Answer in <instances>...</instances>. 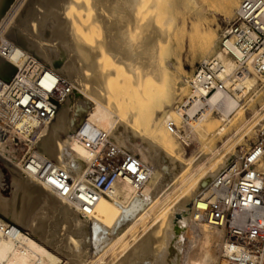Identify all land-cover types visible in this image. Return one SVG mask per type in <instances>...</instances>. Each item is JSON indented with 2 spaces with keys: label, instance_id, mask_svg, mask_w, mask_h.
<instances>
[{
  "label": "bare ground",
  "instance_id": "6f19581e",
  "mask_svg": "<svg viewBox=\"0 0 264 264\" xmlns=\"http://www.w3.org/2000/svg\"><path fill=\"white\" fill-rule=\"evenodd\" d=\"M210 1L237 17L243 0ZM196 2L0 0V42L13 45L0 49V78L44 66L70 87L40 128L15 115L0 122V264H264V201L220 223L198 211L223 177L243 172L255 145L237 147L264 131V70L240 74L235 37L232 55L200 20L176 25ZM176 32L210 71L174 79L165 55ZM258 57L264 66V49ZM190 136L199 151L188 155ZM256 145L253 168L264 176V140ZM126 156L144 184L116 177L99 189L96 167L110 174ZM254 233L250 254L240 237Z\"/></svg>",
  "mask_w": 264,
  "mask_h": 264
},
{
  "label": "built area",
  "instance_id": "2783aa9c",
  "mask_svg": "<svg viewBox=\"0 0 264 264\" xmlns=\"http://www.w3.org/2000/svg\"><path fill=\"white\" fill-rule=\"evenodd\" d=\"M220 35L221 49L228 50L227 52L232 55L234 52L230 48L231 40L233 37L236 38L234 48H239L243 52L239 59L240 74L249 73L251 69L264 70V66L260 65L263 60L258 57L260 50L264 49V0H243L235 24L225 27ZM0 49L3 54H10L13 51L12 42L3 36ZM204 69L210 71L208 65L202 64L196 75H199ZM44 70L45 67L41 66L34 75H31L32 70H19L9 81L0 78V90L3 92V98H0V122H3L4 115L6 117L15 115V121L24 119L33 124L35 129H38L54 118L62 101L70 92V87L63 79L46 77V72L43 73ZM25 97L28 99L24 103L23 98ZM9 108L15 110L16 113H9ZM256 148L257 145L254 146L252 153H249L243 160L242 173L235 179L229 176L221 179L214 190L216 198L214 202H211L209 197L202 199L207 206L198 209L201 217L210 218V220L220 223L226 215L240 205L246 206L255 200L252 205L259 206L264 201L262 189L264 176L256 173L253 168L254 161L262 155L260 148L255 151ZM29 157L30 154L26 152L24 158ZM96 169L99 175L97 186L101 190L108 189L116 177L130 178L137 187H141L147 180L145 175H141L142 165L140 162L130 156L124 157L118 169L110 171V174H108V166L105 169H100V167H96ZM255 234L250 239L240 237L242 240H246L244 243L250 248V254H253L257 244ZM239 235L240 232L236 231L229 237L234 241ZM246 262L252 264L251 258Z\"/></svg>",
  "mask_w": 264,
  "mask_h": 264
},
{
  "label": "rangeland",
  "instance_id": "374dc122",
  "mask_svg": "<svg viewBox=\"0 0 264 264\" xmlns=\"http://www.w3.org/2000/svg\"><path fill=\"white\" fill-rule=\"evenodd\" d=\"M197 2H196L197 5H194V7H188L189 9L187 8L186 11H183V13L181 15L177 16L178 21H176V25H179L180 27L181 26L186 27V25H187L186 29H190L193 21L200 20L198 23L199 26L204 25L202 28H204V27L206 29L209 28L207 31L210 30V31L216 32V34L219 38L222 29H224L225 27H227L229 25L235 24L236 18L234 19V17H236V13H237L236 10L233 13H230V15H228L227 13H225L223 11V9L220 6H215V4L210 0H197ZM195 6L197 9L195 8ZM198 11L203 12V14L201 13V15H200L201 17L198 16ZM167 16H168V17H166L167 19L171 17L170 15H167ZM166 18H165V20H166ZM182 22L185 25H182L181 24ZM205 28H204V30H206ZM181 33L176 32V36H179L180 39L175 40L178 43L176 45L173 44L174 51L172 52L173 49L171 51H169L165 55V58H166V60H168L171 63L170 64L171 66H169V69L171 70L170 71L171 75L176 76V78H174V79H176V80H187L190 76L197 74L198 71L201 69V65L203 64V58H201L200 56H198V58H196L197 56H195L189 48L188 37L185 36V34L181 35L184 38V40H182V37L180 36ZM185 37H187V38H185ZM218 38H217L215 50L213 53H211L207 56L208 58H210L215 53L216 50H219V39ZM181 40H182V42H181ZM180 42L182 44H180ZM173 43H174V41H173ZM192 56L196 59L190 58ZM193 59H194V61H193ZM172 72H173V74H172ZM171 77L173 78V76H171ZM187 89H188V91L189 90L194 91L193 86L192 87L188 86ZM177 101H176V103H173L174 106H179L177 104ZM262 133L256 134L257 136L253 135V136H250L249 138L246 137V142H244L245 145L240 144L237 147V149L240 151V153L242 152L241 154H243V153L247 152L248 149H250L252 146L256 145L257 143L262 142V140H264V131ZM260 135H261V137H260ZM196 143H197L196 140L190 136L189 145L185 147L186 148L185 149L186 154L191 155V154H195L196 152L199 151V147H197V145L199 146V143H197V144ZM21 146H20V148L22 149L23 145H21Z\"/></svg>",
  "mask_w": 264,
  "mask_h": 264
}]
</instances>
